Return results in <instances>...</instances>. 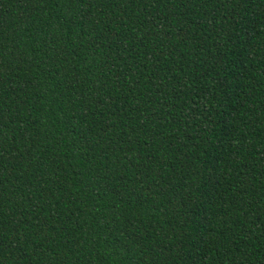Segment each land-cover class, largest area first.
<instances>
[{"label":"trees","instance_id":"obj_1","mask_svg":"<svg viewBox=\"0 0 264 264\" xmlns=\"http://www.w3.org/2000/svg\"><path fill=\"white\" fill-rule=\"evenodd\" d=\"M0 264H264V0H0Z\"/></svg>","mask_w":264,"mask_h":264}]
</instances>
